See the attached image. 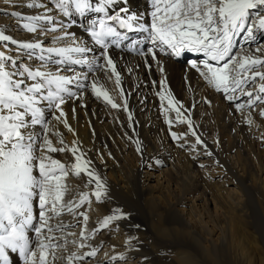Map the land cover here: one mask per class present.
Masks as SVG:
<instances>
[{
    "label": "bare ground",
    "instance_id": "6f19581e",
    "mask_svg": "<svg viewBox=\"0 0 264 264\" xmlns=\"http://www.w3.org/2000/svg\"><path fill=\"white\" fill-rule=\"evenodd\" d=\"M89 3L91 7L83 14L71 5L65 14L58 0H0V34L9 38L0 41V53L16 61L14 67L11 60L7 62L9 70L20 71L25 65L35 70L43 63L53 72L80 77L67 86L72 96L61 94L65 95L63 117L54 119L59 112L49 110L46 102L41 107L54 146L77 147V155L91 162L89 170L105 186L98 202L93 195L95 182L87 175L70 173L66 178L62 203L73 205V210L62 207L61 215L49 221L54 231L45 229L57 245L47 264H69L74 255L71 264H198V257L212 264H264V102L255 99L264 96L258 91L264 82L258 76L252 79L253 71L264 72V64L250 69L235 93L216 91L208 82L203 67L207 58L202 54L172 57L154 45L145 48L144 55L126 51L124 46L150 38L152 20L145 13L152 0H119L103 12L95 11L100 0ZM122 7L135 17L132 29L121 27L118 21L106 23L118 35L105 38L120 44L108 48L120 77L117 87L104 50L88 41L89 30L100 20L117 14L126 18L119 11ZM35 17L41 19L35 21ZM250 20L252 35L246 28L234 35L232 50L237 60L245 56L264 60V30L258 28L256 13ZM29 22L37 25L36 32L25 30ZM37 42L45 49L87 47L84 58L88 63L57 64L62 57L21 47ZM40 56L47 59L41 61ZM225 62L208 61L214 68ZM93 82L117 108L96 96ZM161 90L166 97L163 101L158 95ZM244 90L253 94L251 107ZM169 94L179 117L168 107ZM29 131L36 136L43 133L40 126ZM50 155L66 165L75 163L70 151ZM81 195L87 197L82 204ZM38 213L34 198L36 226ZM112 215L121 218L102 227L104 218ZM142 218L150 230L143 237L141 229L135 228ZM126 220L130 222L124 225ZM28 235L31 247L36 248V233L29 230ZM145 242L158 258L136 253ZM99 249L96 258L86 255ZM9 258L12 264H20L18 253Z\"/></svg>",
    "mask_w": 264,
    "mask_h": 264
},
{
    "label": "snow or ice",
    "instance_id": "6c2138e0",
    "mask_svg": "<svg viewBox=\"0 0 264 264\" xmlns=\"http://www.w3.org/2000/svg\"><path fill=\"white\" fill-rule=\"evenodd\" d=\"M118 2L119 0H100V6L95 11L103 12L106 7ZM124 2L126 3L127 0ZM58 3L65 14H68L69 5L81 14L91 7L89 0H58ZM152 6L154 10L151 13L152 23L149 30L152 44L172 57H179L185 53L202 54L207 58L203 67L207 69L208 82L216 91L235 93L237 89L243 87L248 71L264 64V60L258 58L245 56L237 60V57L230 56L233 36L245 30L254 13L258 18V28L264 30V12L259 11L264 9V0H152ZM119 11L124 13L126 18L117 14L110 19L118 21L121 27L131 30L133 27L131 22L135 17L128 14L127 8L122 7ZM33 19L38 21L41 17ZM140 27L144 28L143 25ZM24 28L28 32L37 31V25L33 22L25 24ZM247 31L251 36L252 28L248 27ZM89 35L95 44L104 50L103 58L106 66L112 69V75L116 77V84L119 87L120 77L108 55V45L105 43V38L115 37L118 33L104 20H100L98 25H94L89 30ZM8 39L7 36L0 34V41ZM21 47L62 57L61 60L56 61L57 64L88 63L84 56L89 49L79 45L45 49L37 42L26 43ZM148 51L152 52V49ZM72 54L79 58L73 59ZM38 59L44 61L47 57L40 56ZM153 59H156L155 55ZM226 59L227 62L221 67L214 68L208 63L215 61L216 64H220ZM10 60L14 67L16 61L0 53V264H12L10 254L17 253L20 264H47V257L50 254H53L54 258V249L57 245L52 244L55 237L46 235L45 229L48 233L54 231L49 221L61 215L62 207L66 206L69 212L73 210V205L62 203L67 191L63 181L70 173L77 177L81 173L87 175L90 181L95 182L97 190L93 195L98 202L101 200L105 186L100 178L89 170L91 162L77 155V147L54 146L53 141L49 139V124L41 107V104L46 102L49 110L55 109L59 112V116L54 119L59 120L63 117L65 113L61 105L65 103V95L61 94L72 96L73 93L67 86L79 82L80 77L76 75L67 77L59 72H53L43 63L35 70L25 65L22 70L13 71L8 67L7 62ZM234 62L235 66H233ZM192 66L197 65L193 63ZM161 71H163L162 67ZM233 72L236 73L235 76ZM257 76L264 82V72L253 71V81ZM84 79H87L86 75ZM164 83L161 81L162 85ZM91 88L97 97L103 96L113 108L118 107L108 93L99 88L95 82ZM258 91L264 94V83L260 84ZM244 94L249 97V107H251L254 103L252 92L244 90ZM158 95L162 101L166 99L162 90ZM227 98L232 99V97ZM255 99L264 102V96H257ZM168 107L176 110L179 117V111L174 107L170 94ZM240 107L237 105V108ZM261 115L264 116V110ZM63 122L65 127H68L67 121ZM35 126L43 129L40 136L29 131ZM59 143L63 144V141L60 140ZM65 151L73 154L75 163L70 162L66 165L50 155ZM34 198L38 199L39 226L33 224ZM86 200L87 197L81 195L80 203ZM120 218L121 216L117 215L107 216L102 222V227H107L113 220ZM29 230H34L36 233V248L31 247L33 241L29 238ZM81 237L83 238V233ZM37 253H39L38 261ZM95 254V251H92L86 255L95 256ZM75 258V255L70 258L69 264Z\"/></svg>",
    "mask_w": 264,
    "mask_h": 264
},
{
    "label": "rangeland",
    "instance_id": "374dc122",
    "mask_svg": "<svg viewBox=\"0 0 264 264\" xmlns=\"http://www.w3.org/2000/svg\"><path fill=\"white\" fill-rule=\"evenodd\" d=\"M251 20H249L248 21V23L246 24L247 25V27H246V31L245 30H243V31H245V32H247V28L248 27H250V25H252L251 24ZM255 28V27H254ZM230 56H235V49H233L232 50V54L230 55ZM226 62H227V59L225 60ZM225 62V63H226ZM234 65V64H233ZM145 171V170H144ZM156 174H157V172H155ZM65 181V180H64ZM64 181H63V183H64ZM65 184H66V182H65ZM95 189H96V187H95ZM97 190V189H96ZM129 222H130V220H126V221H124V225L125 224H129ZM145 221V219H141L140 220V222H138V223H136V227L135 228H137V229H141V231H142V237H143V234L144 233H150V230H149V228H148V223ZM140 224H142V225H140ZM145 224V225H144ZM144 225V226H143ZM146 225H147V227H146ZM129 227L131 228V225H129ZM145 227V228H144ZM133 229V228H132ZM131 233H134V231H132ZM135 233H137V231H135ZM149 233H148V235H149ZM138 234H139V236H141L140 235V233L138 232ZM144 237H146V236H144ZM151 237V236H150ZM161 237V236H160ZM161 239H162V237H161ZM101 251H102V249H99V251L96 253V255L94 256L95 258L96 257H98V255L101 253ZM141 253V254H143V255H145L146 257H148V258H151V257H154V258H158V254H154L153 253V251H152V249H151V247L148 245V243L147 242H145V243H142V245L140 246V248L137 250V252L136 253ZM200 260L198 261V264L200 263V264H212L210 261H208L207 259H205V258H200V257H198ZM198 258L196 257V260H198ZM202 259V260H201ZM205 259V260H204ZM203 260L205 261L204 263H203Z\"/></svg>",
    "mask_w": 264,
    "mask_h": 264
}]
</instances>
